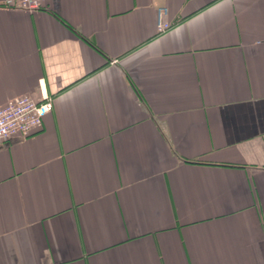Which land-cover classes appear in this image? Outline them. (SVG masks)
Listing matches in <instances>:
<instances>
[{"label":"crops","instance_id":"crops-1","mask_svg":"<svg viewBox=\"0 0 264 264\" xmlns=\"http://www.w3.org/2000/svg\"><path fill=\"white\" fill-rule=\"evenodd\" d=\"M23 96L52 111L0 143V264H264V0H0Z\"/></svg>","mask_w":264,"mask_h":264},{"label":"built area","instance_id":"built-area-1","mask_svg":"<svg viewBox=\"0 0 264 264\" xmlns=\"http://www.w3.org/2000/svg\"><path fill=\"white\" fill-rule=\"evenodd\" d=\"M47 0H3L8 9L21 10L28 13L38 11ZM170 24L159 19L157 32L163 33ZM52 111V101L44 96L37 102L28 96L18 97L0 107V143L20 136L26 138L42 127L43 117Z\"/></svg>","mask_w":264,"mask_h":264}]
</instances>
